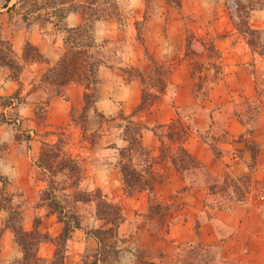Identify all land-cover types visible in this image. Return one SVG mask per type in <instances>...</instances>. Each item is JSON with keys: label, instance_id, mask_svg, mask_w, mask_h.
I'll list each match as a JSON object with an SVG mask.
<instances>
[{"label": "crops", "instance_id": "0c3cea01", "mask_svg": "<svg viewBox=\"0 0 264 264\" xmlns=\"http://www.w3.org/2000/svg\"><path fill=\"white\" fill-rule=\"evenodd\" d=\"M115 1L120 19L99 20L92 27L100 63L95 74L97 100L85 114L97 121L99 116H122L144 125L141 142L157 181L151 192L124 193L114 166L121 144L110 148L112 141L98 133L99 124L83 130L74 120L85 111V86L70 83L54 89L45 81L63 55L66 33L52 23H37L21 2L0 0V55L8 52L5 61L11 64H0V264H33L23 260L5 226L4 198L25 199L19 210L22 231L30 232L36 225L47 237L34 248L37 264H50L57 249L62 264H83V253L98 248L85 227H110L84 218L64 245H57L64 221L35 206L45 188L34 165L43 145L76 160L81 183L119 204L125 218L117 229L122 261L132 259L135 250L153 256L152 261L171 263L181 250L200 244L219 264H264V56L251 51L235 32L226 0H178V6L170 0ZM184 3L206 5L195 16L189 12L188 20L197 30L191 41L210 39L220 54L221 75L203 101L195 97L196 79L187 56L195 45L189 48L185 38L179 14ZM262 4L250 13L249 25L260 31L264 46V0ZM61 25L80 28L83 18L70 13ZM5 46L9 49L4 51ZM145 54L164 70L157 84L162 90L149 88L156 100L138 110L143 83L123 71L133 68L151 75ZM172 124L186 131L177 142L204 174L183 176L169 164L168 153L177 142L164 134ZM156 206L158 214L153 212ZM27 212L33 215L29 221Z\"/></svg>", "mask_w": 264, "mask_h": 264}, {"label": "trees", "instance_id": "16d2710c", "mask_svg": "<svg viewBox=\"0 0 264 264\" xmlns=\"http://www.w3.org/2000/svg\"><path fill=\"white\" fill-rule=\"evenodd\" d=\"M16 1L21 2V6L24 5L28 13L34 14V20L37 23H52L53 26L66 33L67 43L63 55L58 63L51 67L45 81L50 83V86L54 87V89L64 87L70 83L83 84L87 92L84 95L85 111L81 114L86 117L85 112L93 107V103L97 100L95 74L100 63L99 45H95L92 39V27L99 20L113 18H118L119 20L120 14L116 1L105 0L101 2L100 6L96 3L98 0H86L85 2L80 0ZM170 1L178 6V0ZM226 6L235 32L243 37L251 51L264 56V46L260 45L258 39L260 31L249 25L250 13L263 7L262 0H227ZM70 13H79L82 16L83 25L80 28H68L61 25V22ZM199 42L203 46L205 54L207 53V57L215 59V64L209 62L211 63V68H214V74L209 80L204 74H201V77L199 76V69H191V73L196 79L195 97H199L203 101L207 97L209 89L221 75V66L219 63L220 54L215 50L213 41L210 39H199ZM6 49L8 50L9 48L5 46L4 51ZM190 51L189 53L191 54L196 53L193 50ZM7 53H1L0 64L11 66L9 62L5 61ZM207 62L206 64H208ZM152 65L153 74L157 77L156 82L159 83V77L164 71L158 69L154 62H152ZM195 71H198V73H195ZM123 72L128 76L142 78L141 73L133 68H126ZM148 95L145 90L142 91L138 110L147 108L156 100V96L153 94L151 96ZM257 109L258 107L254 111ZM99 117L106 124L113 123V130L119 133L116 139H120L121 145L117 148V159L114 166L117 169L124 193L132 195L139 191L151 192L157 177L148 163L149 155L141 142V135L146 127L131 121L127 117ZM168 128L169 132H165V137L175 142L179 141L181 137L183 139V136H181L182 128V130L173 129L172 125H169ZM110 144V148L116 146L114 142ZM164 154L165 151H163L162 157L165 156ZM168 154L169 164L175 167L183 176L196 174L197 171H201L204 174V171L184 150L181 143L177 142L174 151ZM34 165L41 180L45 183V188L39 193L35 206L45 208L47 213H55L60 220L64 221V228L57 239V245H64L70 231L73 228H79L82 219L92 217L102 220L105 224H109L110 227L107 230L85 227L86 236L95 239L98 248L85 251L82 263L126 264L121 259L124 249L117 245V241L122 242L121 239H118L117 229L125 219L119 204L108 200L99 190H88L84 184L82 185L77 161L65 158V156L60 154L57 147L43 145L39 158ZM59 185H65L66 187L61 189L58 188ZM67 187L71 189H67ZM219 189H223V187ZM13 197L4 198V201L6 200L7 202L3 204V208L6 211L5 226L13 233L15 242L23 254V260H32L33 264H37L39 260L34 257V248L39 241L47 239V237L41 236L36 230V225L30 232L22 231L20 225L21 213L11 209L13 207L11 205ZM19 197L17 195L15 198ZM241 198V195L236 196L237 200ZM22 205L23 203L20 202L15 207L20 208ZM131 254L133 258L128 260L127 264H214L215 260L212 252L200 244L190 245L188 248L181 250L171 263L152 261L148 255L135 250ZM62 258L60 250L57 249L50 264H62Z\"/></svg>", "mask_w": 264, "mask_h": 264}, {"label": "rangeland", "instance_id": "374dc122", "mask_svg": "<svg viewBox=\"0 0 264 264\" xmlns=\"http://www.w3.org/2000/svg\"><path fill=\"white\" fill-rule=\"evenodd\" d=\"M102 1H105V0H98V1H96V3H97V5L98 6H100V4H101V2ZM226 2H227V0L225 1V4H224V7H225V10L227 11V13H228V16H229V12H228V8H227V6H226ZM173 3V2H172ZM107 4H109V3H107ZM106 6H108V5H106ZM205 6L206 5H203L202 7L203 8H201V6H200V4H198V5H186L185 3H184V8L183 9H181V11L179 12V14H180V17L182 18V26L184 27V29H185V38H187V43H189V48H190V45H192V44H194L195 45V48H193L194 50L193 51H195L196 53L194 54L195 55V57H192L191 56V53H189V52H191V51H187V56H188V59H189V63H190V69H195V70H197V69H199L200 70V73H198V71H195V73H198V74H200L199 76L201 77V74H204V75H206L207 76V78H208V80L210 79V78H212V74H214V68H211V63L212 64H215L214 62H215V59L214 58H211V60H210V58L209 57H207V53L205 54V51H204V49H203V46L201 45V43L198 41V40H196L195 42H192L191 41V39L192 38H195V33H197V30H195L194 29V26H195V22H191V21H189L188 19H189V14H191V13H189L190 12V10H193V12L194 13H192V15L193 16H195V13H199V12H201V10L203 9V10H206V8H205ZM173 7V6H172ZM119 8V7H118ZM176 8V7H175ZM207 8H209V6L207 7ZM174 9V8H173ZM207 10H209V9H207ZM114 11V10H113ZM185 11V12H184ZM116 12V11H115ZM114 12V13H115ZM119 14H120V17H121V12L119 11ZM113 19H115V20H118V18H113ZM120 19V18H119ZM229 20H230V18H229ZM231 21V20H230ZM197 23H199L200 24V22H197ZM196 23V24H197ZM232 24V23H231ZM190 27V28H189ZM132 28V26H130V29ZM193 29L195 30L194 32H193ZM201 35H202V32H201ZM201 35H197V37H198V39L200 38V37H203V36H201ZM124 36H126V35H124ZM196 37V38H197ZM146 56H145V58L143 59L144 60V63H145V65L146 66H148L149 67V70H150V72H152L151 73V75H149V74H147V72L148 71H145L144 72V74L143 75H141L142 76V78H141V82L143 83V90H145V92L147 93V94H149L150 96L152 95L151 93H148L149 92V88H156V86H157V84H158V82H156V76H154V74H153V71H152V69H153V65H152V62H154L153 61V59L151 58V57H149L148 56V54H145ZM210 56V55H209ZM208 61V62H207ZM206 62L208 63V64H206ZM209 62H211V63H209ZM148 67H147V69H148ZM162 71H164V70H162ZM161 88V86L159 87V86H157V89H160ZM142 90V91H143ZM56 92H58V90H55ZM148 95V96H149ZM76 119V120H75ZM75 121L77 122V124L81 127V129H91V128H95V125L96 126H98L97 124H99V127H100V129H99V127H97L98 129H99V132L98 133H100V134H102L103 136H104V140H109V141H112V142H114V143H116V144H119L120 143V139H116V137H117V134H119L118 133V131H115V130H113V123H105V122H103L102 120H100V119H98V121H97V119L96 118H92V117H85V115L84 114H77L76 116H75ZM102 125V126H101ZM175 125L174 124H172V128L173 129H178V130H182L183 128L182 127H174ZM111 128V129H110ZM182 128V129H181ZM179 132V131H178ZM185 134H186V131L183 129V131L181 132V136H183V137H185ZM180 136V137H181ZM180 139V138H179ZM83 185V184H82ZM86 185H87V182H86ZM59 186H61V187H59ZM58 186V188H63V187H66L65 185H59ZM61 189H59V190H61ZM67 189H71V188H68L67 187ZM68 192H70V191H68ZM24 200L25 199H20V197L19 198H16V199H13L12 200V202H11V205L13 206V207H11V209L12 210H15V211H18L19 212V210L21 211V208H24L25 206V204H24ZM20 202H22L23 203V205H22V207H20V208H16L15 207V205L16 204H18V203H20ZM7 202H6V200L4 201V203L3 204H6ZM153 212L155 213V214H158L159 212H161V211H159V207L158 206H156V207H154L153 208ZM25 216H26V219H27V221H29V220H31L32 219V214L30 213V212H27L26 214H25ZM161 217H162V213H161ZM20 218L22 219V217H21V214H20ZM21 219H20V221H21ZM160 220H161V218H159ZM156 221V220H155ZM157 222V221H156ZM150 225H153V223H148V226H150ZM156 225H157V223H156ZM131 227V225H129L128 227L126 226V228H130ZM215 252V251H214ZM216 253V252H215ZM150 258H152L153 256H149ZM215 261L216 260H214V264H219V263H217L218 261H216V263H215ZM123 263H128V261L127 260H125V261H123Z\"/></svg>", "mask_w": 264, "mask_h": 264}, {"label": "built area", "instance_id": "2783aa9c", "mask_svg": "<svg viewBox=\"0 0 264 264\" xmlns=\"http://www.w3.org/2000/svg\"><path fill=\"white\" fill-rule=\"evenodd\" d=\"M14 122H15V124H19V122H18V119H15V121H14Z\"/></svg>", "mask_w": 264, "mask_h": 264}]
</instances>
